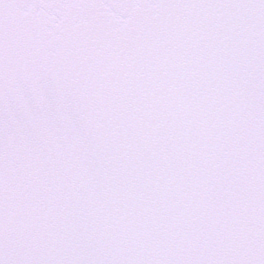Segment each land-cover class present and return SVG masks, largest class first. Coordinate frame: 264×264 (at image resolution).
<instances>
[{"label": "snow or ice", "instance_id": "snow-or-ice-1", "mask_svg": "<svg viewBox=\"0 0 264 264\" xmlns=\"http://www.w3.org/2000/svg\"><path fill=\"white\" fill-rule=\"evenodd\" d=\"M0 264H264V0H0Z\"/></svg>", "mask_w": 264, "mask_h": 264}]
</instances>
